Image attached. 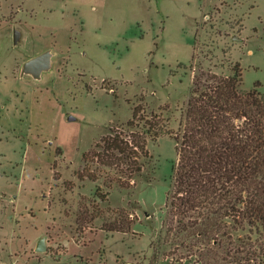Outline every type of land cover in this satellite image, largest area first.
Here are the masks:
<instances>
[{
    "label": "rangeland",
    "instance_id": "rangeland-1",
    "mask_svg": "<svg viewBox=\"0 0 264 264\" xmlns=\"http://www.w3.org/2000/svg\"><path fill=\"white\" fill-rule=\"evenodd\" d=\"M40 45L57 54L43 81L20 72ZM237 62L242 86L259 81L264 92V0H0V263L201 264L198 237L166 231L173 138L148 140L142 169L124 186L107 187L119 176L108 167L95 181L78 172L82 153L123 126L135 104L176 129L194 75H228ZM96 185L110 191L97 199L102 215L122 207L134 220L129 232L101 229L102 216L77 230ZM41 237L45 251L35 249Z\"/></svg>",
    "mask_w": 264,
    "mask_h": 264
},
{
    "label": "trees",
    "instance_id": "trees-1",
    "mask_svg": "<svg viewBox=\"0 0 264 264\" xmlns=\"http://www.w3.org/2000/svg\"><path fill=\"white\" fill-rule=\"evenodd\" d=\"M259 85L242 86L240 62L228 75L201 69L176 129L162 112L137 103L123 126L82 153L78 176L95 181L100 167H108L119 176L108 174L107 187L113 182L124 186L142 169L148 140L168 135L175 141L177 159L165 201L166 231L177 230L181 241L198 237L206 246L198 255L201 264H264V92ZM109 193L96 185L91 205L81 204L79 232L98 216L104 218L101 229L129 232L134 220L122 207L110 210L115 215H102L97 199L106 201ZM246 226L250 234L233 237L231 230Z\"/></svg>",
    "mask_w": 264,
    "mask_h": 264
},
{
    "label": "water",
    "instance_id": "water-1",
    "mask_svg": "<svg viewBox=\"0 0 264 264\" xmlns=\"http://www.w3.org/2000/svg\"><path fill=\"white\" fill-rule=\"evenodd\" d=\"M22 39L21 29L13 28V43L18 44ZM54 53L51 48L45 49L29 58H27L21 66V74L31 76L33 79L40 81L45 73H50L53 69ZM45 78V77H44ZM71 118V117H70ZM35 249L37 251H45L47 249L45 237L38 239ZM4 264V263H0ZM119 264H133L132 262L122 261Z\"/></svg>",
    "mask_w": 264,
    "mask_h": 264
},
{
    "label": "crops",
    "instance_id": "crops-1",
    "mask_svg": "<svg viewBox=\"0 0 264 264\" xmlns=\"http://www.w3.org/2000/svg\"><path fill=\"white\" fill-rule=\"evenodd\" d=\"M23 29V37L25 38L26 36H29L31 39H32V37H31V35H30V33H29V31L28 30H26V29H24V28H22ZM45 48V47H44ZM41 49H43V47L40 45V47H38L37 49H36V52L35 53H38L39 51H41ZM35 53H33V54H35ZM59 53V52H58ZM60 54V56L62 55L61 54V52L59 53ZM57 54H55L54 55V62H55V56H56ZM56 76L57 75H54V77L53 78H56ZM52 77V76H51ZM65 77V76H64ZM21 80L22 81H25V82H27V83H33V84H36V82H34V81H32V80H30V79H23V78H21ZM40 81H43V80H40ZM38 84V83H37Z\"/></svg>",
    "mask_w": 264,
    "mask_h": 264
}]
</instances>
